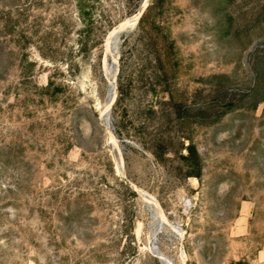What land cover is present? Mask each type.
<instances>
[{
  "label": "rangeland",
  "instance_id": "obj_1",
  "mask_svg": "<svg viewBox=\"0 0 264 264\" xmlns=\"http://www.w3.org/2000/svg\"><path fill=\"white\" fill-rule=\"evenodd\" d=\"M0 264H264V0H0Z\"/></svg>",
  "mask_w": 264,
  "mask_h": 264
},
{
  "label": "trees",
  "instance_id": "obj_2",
  "mask_svg": "<svg viewBox=\"0 0 264 264\" xmlns=\"http://www.w3.org/2000/svg\"><path fill=\"white\" fill-rule=\"evenodd\" d=\"M151 2L152 1H150V2H148L147 4H146V6H145V8L142 10V12H141V14H140V16H139V22H140V24L142 25V27L144 26L145 27V22L147 23L148 22V14H149V12H150V9H151ZM82 14H83V12H82ZM150 22V25H151V27H156L157 25H159V21H158V19L157 18H155V19H153V20H150L149 21ZM109 23H110V20H109ZM111 24V23H110ZM91 29H92V27H86V32H87V38L88 37H90V31H91ZM97 39H99V37H96V38H94V43H95V41L97 40ZM93 43V42H92ZM162 55H161V52H159V51H157L156 52V58L160 61L161 60V57ZM162 66V65H161ZM161 66L159 67V69L161 68ZM50 84H51V80H49L48 81V83L46 84V85H44V86H41V88H43V89H48L49 87H50ZM118 98L119 97H116L115 98V101H117L118 100Z\"/></svg>",
  "mask_w": 264,
  "mask_h": 264
}]
</instances>
